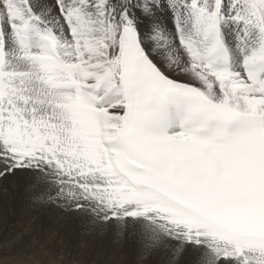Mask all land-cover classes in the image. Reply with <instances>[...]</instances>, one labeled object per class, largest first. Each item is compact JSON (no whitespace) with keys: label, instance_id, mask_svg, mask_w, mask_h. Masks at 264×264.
<instances>
[{"label":"snow or ice","instance_id":"snow-or-ice-1","mask_svg":"<svg viewBox=\"0 0 264 264\" xmlns=\"http://www.w3.org/2000/svg\"><path fill=\"white\" fill-rule=\"evenodd\" d=\"M18 172L141 262L264 264V0H0V180ZM6 243L0 264H56Z\"/></svg>","mask_w":264,"mask_h":264},{"label":"rangeland","instance_id":"rangeland-1","mask_svg":"<svg viewBox=\"0 0 264 264\" xmlns=\"http://www.w3.org/2000/svg\"><path fill=\"white\" fill-rule=\"evenodd\" d=\"M4 180H7L6 183L12 185L11 187H13V190L11 193H6L7 195H11V206H8V204L6 205V201L4 202V199L1 197L2 195H0V244H3L1 242L3 238L9 236L10 226L13 224L19 225V223L23 224L25 222L23 219L31 212V208L35 202V199L31 197L26 198L24 195L31 189L29 187L30 180L27 174L18 172L16 175L8 176L6 179L0 181ZM61 211L63 212L62 214L55 213L51 217H41L40 223H42L39 225H41L40 227L44 232L47 231V229L50 230L54 224L59 225L58 228H61L60 230L64 233L66 232L65 234L67 237L62 241L63 245L66 246L64 250L68 254H64L63 256L68 260L69 264H71L72 261L75 262L74 264H98L106 255L111 254L113 256L115 253L119 256L118 258H120V262L117 261L119 264H165V258L163 256L152 257L147 261L141 262L137 246L132 239L127 237L117 238L113 235L111 230H104L98 227V225H93L89 218L85 217V219H80L81 214L79 213H73L65 209ZM35 216L36 214L31 218L32 223L36 220ZM18 229L19 228L14 229L15 234H17ZM79 245L84 254V259L81 261L71 256L68 251L70 249L72 251ZM8 251V249L3 247L2 251H0V255H7ZM65 258L64 260H66ZM107 259L110 263H113L111 257ZM57 261L58 259H56V264ZM44 264H47V261H45Z\"/></svg>","mask_w":264,"mask_h":264},{"label":"bare ground","instance_id":"bare-ground-1","mask_svg":"<svg viewBox=\"0 0 264 264\" xmlns=\"http://www.w3.org/2000/svg\"><path fill=\"white\" fill-rule=\"evenodd\" d=\"M6 181L7 180L0 181V195H2L1 197H2V199H4V202L6 201V205L8 204V206L9 205L11 206V204H10V198H11L10 196L11 195H7L6 193H11V191L13 190L12 189L13 187H11L12 185L10 183L9 184L6 183ZM2 183H3V185H2ZM24 195L26 198L31 197L32 199H35L34 198L35 197V191L33 189H29ZM61 210H63V208L56 207L52 203H40L35 199V202L31 208V212L27 216L24 217L25 219H23V220H25V222L23 224L19 223V225L13 224L12 226H10L9 236H7L1 240V242L4 244V248L8 249L6 242L9 239L15 237L17 234H20L23 237V239L28 243V245H29L28 250H31V245L35 244L37 242L46 243L48 246H50L54 249L55 257H57V259H58L57 264H69L68 260L63 256L64 254H68L64 250V249H66V246L63 245V241H62L65 237H67V235L65 234L66 232L64 233L62 230H60L61 228L59 229L58 228L59 225H57V224L52 225L53 227L50 230L47 229V231L44 232L42 230V228L40 227L41 225H39L42 223V222L40 223L41 217H44V216L45 217H51L55 213L62 214L63 212ZM72 212L78 213V212H74V211H72ZM34 214H36V216H35L36 220L32 223L31 218L33 217ZM79 214H81L80 219H85V217H87L86 215H84L82 213H79ZM26 219H27V221H26ZM20 220H21V218H20ZM63 226H65V225H63ZM98 227H100V226H98ZM17 228H19V229L17 231V234H15L14 229H17ZM62 229H64V228H62ZM80 245L77 246L76 248H74L72 251H71V249L68 251L71 254V256H73L75 259L81 261L84 259V254H83L82 249H80ZM108 257L112 258L113 263L119 264L120 258H118L119 256L116 253L113 256L111 254L106 255V257L104 259H102L101 261H99L98 264H113V263L109 262V260L107 259ZM64 258L67 261L64 260ZM117 261H119V262L117 263ZM74 263L75 262H73V261L71 262V264H74Z\"/></svg>","mask_w":264,"mask_h":264}]
</instances>
